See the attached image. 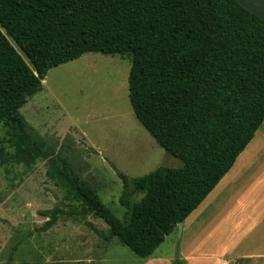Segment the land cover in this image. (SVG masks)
I'll use <instances>...</instances> for the list:
<instances>
[{"label":"trees","instance_id":"obj_1","mask_svg":"<svg viewBox=\"0 0 264 264\" xmlns=\"http://www.w3.org/2000/svg\"><path fill=\"white\" fill-rule=\"evenodd\" d=\"M88 53L130 59L132 112L181 164L137 178L112 166L125 221L19 113L50 69ZM263 122L264 21L235 0H0V124L12 161L45 160L46 176L80 206L66 214L102 219L109 239L141 259L199 207ZM63 214L40 212L37 232Z\"/></svg>","mask_w":264,"mask_h":264},{"label":"rangeland","instance_id":"obj_2","mask_svg":"<svg viewBox=\"0 0 264 264\" xmlns=\"http://www.w3.org/2000/svg\"><path fill=\"white\" fill-rule=\"evenodd\" d=\"M129 70L128 57L84 54L50 69L42 91L19 110L31 128L121 221L127 215L119 203L122 183L113 168L137 178L158 167L181 165L155 143L135 118L128 100ZM6 131L0 124V264L144 261L115 239H109V229L102 219L90 213L84 218L77 213L67 215L70 209L79 211L80 206L46 176L45 160L31 167L12 161L13 148ZM139 199L135 196L132 201ZM55 208L65 214L48 231L37 232L47 221L40 212ZM170 236L180 247L178 232ZM168 248L165 241L156 252H170Z\"/></svg>","mask_w":264,"mask_h":264},{"label":"crops","instance_id":"obj_3","mask_svg":"<svg viewBox=\"0 0 264 264\" xmlns=\"http://www.w3.org/2000/svg\"><path fill=\"white\" fill-rule=\"evenodd\" d=\"M193 227L197 229L191 231ZM170 235L165 239L170 252L155 251L136 264H171L175 259L183 264H264V124L182 223L180 247Z\"/></svg>","mask_w":264,"mask_h":264},{"label":"water","instance_id":"obj_4","mask_svg":"<svg viewBox=\"0 0 264 264\" xmlns=\"http://www.w3.org/2000/svg\"><path fill=\"white\" fill-rule=\"evenodd\" d=\"M243 9L252 13L264 21V0H235ZM176 230L180 236L182 224H178Z\"/></svg>","mask_w":264,"mask_h":264}]
</instances>
